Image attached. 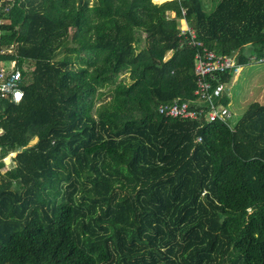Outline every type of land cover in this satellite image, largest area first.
<instances>
[{"label":"trees","instance_id":"1","mask_svg":"<svg viewBox=\"0 0 264 264\" xmlns=\"http://www.w3.org/2000/svg\"><path fill=\"white\" fill-rule=\"evenodd\" d=\"M161 2L0 0L25 91L0 101V264H264V104L157 114L196 98L181 9L242 67L264 58V0Z\"/></svg>","mask_w":264,"mask_h":264},{"label":"built area","instance_id":"2","mask_svg":"<svg viewBox=\"0 0 264 264\" xmlns=\"http://www.w3.org/2000/svg\"><path fill=\"white\" fill-rule=\"evenodd\" d=\"M181 14L182 19L186 20V10L181 9ZM179 34L181 37H187V34H190V46L200 48L194 59L196 75L194 96L196 98L191 101L177 100L168 104H160L157 114L164 118L180 120L204 118L207 123L221 122L229 125L233 122V114L227 105L222 103L226 84L220 82L219 77L227 72H231L233 76L239 74L241 67L238 65L236 57L219 56L207 48H203L201 44H196L195 32L189 25L180 30ZM11 54L12 50L0 51L1 58H6ZM252 62L263 64L264 58L258 61L253 58ZM23 81L24 78L18 69L16 59L0 60V101L20 103L25 94ZM197 141L199 142L201 139L198 138Z\"/></svg>","mask_w":264,"mask_h":264},{"label":"rangeland","instance_id":"3","mask_svg":"<svg viewBox=\"0 0 264 264\" xmlns=\"http://www.w3.org/2000/svg\"><path fill=\"white\" fill-rule=\"evenodd\" d=\"M151 1L155 4L162 3L154 2V0ZM203 1L206 11L211 12L220 0ZM88 2L92 5L95 0H88ZM179 24V30H182L189 25L188 22L183 19L179 22ZM169 54L170 53L166 55V58ZM257 63L249 62L247 65L242 66L239 74L233 76L232 79L225 85L224 99L228 109L233 114V122H236L239 118H241L251 103L258 102L260 104H264V63ZM35 141L36 139L32 140L31 143ZM16 156L17 153L10 154L6 158L7 165H10L12 163V159Z\"/></svg>","mask_w":264,"mask_h":264},{"label":"crops","instance_id":"4","mask_svg":"<svg viewBox=\"0 0 264 264\" xmlns=\"http://www.w3.org/2000/svg\"><path fill=\"white\" fill-rule=\"evenodd\" d=\"M162 0H155V2H161Z\"/></svg>","mask_w":264,"mask_h":264}]
</instances>
